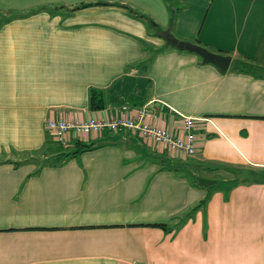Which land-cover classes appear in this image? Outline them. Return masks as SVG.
<instances>
[{"label": "crops", "instance_id": "0c3cea01", "mask_svg": "<svg viewBox=\"0 0 264 264\" xmlns=\"http://www.w3.org/2000/svg\"><path fill=\"white\" fill-rule=\"evenodd\" d=\"M167 1L0 0V264H264V182L242 181L264 171V0ZM86 2L106 4L68 12ZM112 2L230 56L227 71L164 47ZM143 43L162 50L138 69ZM90 89L103 109H90ZM142 104L174 134L195 119L196 154L105 130L75 157L33 160L76 142L56 143L47 121Z\"/></svg>", "mask_w": 264, "mask_h": 264}, {"label": "built area", "instance_id": "2783aa9c", "mask_svg": "<svg viewBox=\"0 0 264 264\" xmlns=\"http://www.w3.org/2000/svg\"><path fill=\"white\" fill-rule=\"evenodd\" d=\"M122 111L126 112L113 117H96L88 121L63 118L49 120L46 123V130L56 143L64 147L69 143L70 134L87 137L99 135L108 130L112 132H129L138 136L144 142H151L156 147L171 154L182 153L188 157L196 154L195 119L183 116L180 127L177 133L174 134L151 121V119H155V115L151 113L148 106L130 111L126 106H123Z\"/></svg>", "mask_w": 264, "mask_h": 264}, {"label": "trees", "instance_id": "16d2710c", "mask_svg": "<svg viewBox=\"0 0 264 264\" xmlns=\"http://www.w3.org/2000/svg\"><path fill=\"white\" fill-rule=\"evenodd\" d=\"M164 2H166V4H167L168 1L164 0ZM99 4H106V3L105 2L80 3L78 5L73 6L72 8H68V12H73V11L78 10V9H82V8L89 7V6H94V5H99ZM109 4L117 5V6H120V7L124 8L132 17L144 22L149 29H153V30H156L158 32H162V28L157 23H155V21L149 15H147V14H145V13H143V12H141V11L135 9V8H133L131 5L122 4V3H118V2H115V3L112 2V3H109ZM168 5L171 6L170 3ZM62 7L63 6H58V7H39V8L34 9L33 12L43 11V10L49 11V12H53V11L61 9ZM174 12L175 11H173V10L171 11L170 10V13H169L170 22H172V20H173ZM164 47H168V46L165 45ZM143 48H145L149 52V56L146 57L145 59H143L142 61L138 62L135 65L138 69H143V68L147 67L151 63V61H152V59L154 57V54H157V52L162 50L160 48H153V47L148 48L147 45H145L144 43H143ZM234 66L235 67H239V71H241V72H246V73L258 76L255 73L254 66L249 64V63L238 62V63H234ZM114 85H116V84H114ZM124 106H126L128 109L130 108V105H124ZM136 106H137L136 108H142L143 106H148L150 111H151V108H150L149 104H144V105L142 104V105H136ZM89 107H90L91 110H101V109L104 108L103 98H102V91L101 90H96V89H90L89 90ZM134 109H135V107H134ZM123 112H126V111H123ZM151 113H152V111H151ZM110 132H112V131H110ZM84 138L85 137L76 136V140H75L76 142H74V145L70 149H66L65 150V149H63L61 147H57L55 149L56 152L53 155L47 156V155H45V154H47L46 152L45 153L42 152V156L40 155L39 158L33 159V160H35V162H39L40 165H43L44 163L46 164L48 162L53 161L54 159H56V160H65V159H68V158L75 157V156L79 155L82 152L91 150L94 147H96L95 143L87 141V140H84ZM37 153L38 152L35 151L33 154H37ZM13 163L14 164H18L19 162L18 161H13ZM242 181L245 182V183H262V182H264V171H255V170L250 169V170H248V174L246 175V177L242 178ZM204 203H205V200L203 199L201 201V203H199L194 209H197L201 205H204Z\"/></svg>", "mask_w": 264, "mask_h": 264}, {"label": "water", "instance_id": "95a60500", "mask_svg": "<svg viewBox=\"0 0 264 264\" xmlns=\"http://www.w3.org/2000/svg\"><path fill=\"white\" fill-rule=\"evenodd\" d=\"M160 37L164 41L165 45L195 54L201 59L203 64L213 65L219 73H225L230 65V56L212 52L199 44L178 40L173 36L171 27L162 31Z\"/></svg>", "mask_w": 264, "mask_h": 264}, {"label": "rangeland", "instance_id": "374dc122", "mask_svg": "<svg viewBox=\"0 0 264 264\" xmlns=\"http://www.w3.org/2000/svg\"><path fill=\"white\" fill-rule=\"evenodd\" d=\"M63 149H65V150H66L67 148H63Z\"/></svg>", "mask_w": 264, "mask_h": 264}]
</instances>
